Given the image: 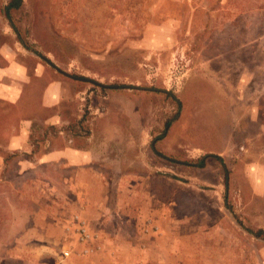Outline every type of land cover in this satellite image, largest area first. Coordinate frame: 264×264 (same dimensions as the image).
<instances>
[{
  "label": "rangeland",
  "instance_id": "obj_1",
  "mask_svg": "<svg viewBox=\"0 0 264 264\" xmlns=\"http://www.w3.org/2000/svg\"><path fill=\"white\" fill-rule=\"evenodd\" d=\"M6 2L0 66L42 64L37 95L64 79L96 160L41 165L50 126L33 158L2 148L0 264H264V0H22L16 30ZM37 101L0 99V125Z\"/></svg>",
  "mask_w": 264,
  "mask_h": 264
},
{
  "label": "crops",
  "instance_id": "obj_2",
  "mask_svg": "<svg viewBox=\"0 0 264 264\" xmlns=\"http://www.w3.org/2000/svg\"><path fill=\"white\" fill-rule=\"evenodd\" d=\"M39 64L36 65L33 72H30L29 67L22 58L11 59L5 66H0V99L3 100V102L5 101L21 111L24 106L30 103L31 99L37 97L38 100L36 104L38 108L36 110L30 108L23 111L28 114L19 115L15 123L9 120H2L0 125V129H2L0 131V151L2 148L9 152L16 150L24 151L23 153H29L30 157L33 158V156L36 155L34 145L48 143V137L45 133L46 128L50 126L57 132L58 140L54 143L55 145L51 146L49 149L42 148L44 151L35 156L41 165H51L55 168L54 173L56 176H58V172H61L65 167H72V170L74 169L76 171L83 169L84 166L88 168L92 167L96 160L94 149L89 143L92 139V132L85 135L87 137H82L79 132L72 133L71 131L75 129V126H70V129L67 128L68 123H66L65 116H63L64 110L62 105L66 99L64 88L66 84L64 83V79L57 78L49 81L42 89L40 95L35 94L34 85L36 79L46 80L48 77L45 67ZM36 121L41 125L39 133H42V136L38 137L40 138L38 140H35L36 136L34 134L37 130H34L33 127V123ZM78 124L77 122L76 125ZM112 129V124H107V126L103 128V134H106L104 138L108 139L107 134H109V132L107 133L106 130L111 131ZM81 137L85 140V145L87 144L85 147H79L77 144L78 138ZM110 139H113V136ZM113 141L121 145L122 138H119V142H116L117 138L113 139ZM153 144L152 142V146H154ZM122 149L124 148L120 147V151ZM1 155L2 153L0 152V160L2 161L3 157ZM62 175L63 173H61L60 176L62 177ZM119 175L124 176L123 173ZM85 196L86 195H84L83 198L87 201ZM82 207L84 208L82 216L88 219L89 212L88 215H86L87 211H85L88 205L84 204ZM102 217L104 219L99 216L98 221L93 222L94 220H91L88 222L90 224H103L106 217ZM75 244L79 248L81 247L78 243ZM74 254L82 256L80 250L76 251ZM92 254L87 253L83 256L88 257V255Z\"/></svg>",
  "mask_w": 264,
  "mask_h": 264
},
{
  "label": "trees",
  "instance_id": "obj_3",
  "mask_svg": "<svg viewBox=\"0 0 264 264\" xmlns=\"http://www.w3.org/2000/svg\"><path fill=\"white\" fill-rule=\"evenodd\" d=\"M22 0H8V2H6V6L4 8V13L6 15V17L9 19L10 23L12 24V16H11V10L18 8L21 6ZM12 26L14 27V29L16 30L15 26L12 24ZM170 120L167 121L166 125L168 126ZM192 164L196 165V166H203L205 164V159L204 158H199L196 162H193ZM254 235L256 236H260L262 235V237L264 238V230L263 229H259L257 231H252L250 230Z\"/></svg>",
  "mask_w": 264,
  "mask_h": 264
},
{
  "label": "built area",
  "instance_id": "obj_4",
  "mask_svg": "<svg viewBox=\"0 0 264 264\" xmlns=\"http://www.w3.org/2000/svg\"><path fill=\"white\" fill-rule=\"evenodd\" d=\"M81 224H83V223H81ZM78 229L80 231L82 239H88L90 237V234L86 231V229H84V227H80Z\"/></svg>",
  "mask_w": 264,
  "mask_h": 264
}]
</instances>
